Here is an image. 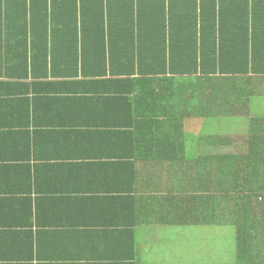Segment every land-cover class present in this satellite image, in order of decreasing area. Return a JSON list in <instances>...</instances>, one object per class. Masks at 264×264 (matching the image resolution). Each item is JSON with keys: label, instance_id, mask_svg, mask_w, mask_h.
I'll return each instance as SVG.
<instances>
[{"label": "crops", "instance_id": "obj_1", "mask_svg": "<svg viewBox=\"0 0 264 264\" xmlns=\"http://www.w3.org/2000/svg\"><path fill=\"white\" fill-rule=\"evenodd\" d=\"M224 3L231 6L225 13H231L240 26L226 32H236L233 37L238 40L245 39L243 32H250L249 45L264 50V0ZM166 9L167 5L164 18L153 24H135L142 32H131L127 12L115 16L110 26L106 24V32H72L79 52L86 43L84 67L91 68V74L106 65V76L62 77L49 84L44 78L32 83L28 76L0 74V264H189L186 260L192 254L185 260L188 253L183 254L176 244L162 246L159 230L173 227L147 223L145 210L130 198L145 196L157 183L171 178L141 166L175 163L171 157L144 156L143 151L155 147L139 140V134L165 127L162 112L167 108L173 120L179 119L174 124H182L187 146L195 144L191 137L198 134L227 131L241 142L245 124L264 113V95L252 96L245 103H218L217 116L209 121L194 114L203 107L195 110L194 99L187 97H170L166 102L162 94L132 93V104L128 103L123 97L126 93L114 90L121 86L105 81L123 80L131 70L142 78L143 68L163 65V55L160 61L146 55L144 60L131 62L132 52L150 51L153 46L160 56L169 51V45L177 51L192 48L188 43L192 26H183L181 14L171 15ZM151 26L155 32L144 31ZM196 32L199 36V27ZM251 32L260 33L252 38ZM143 41L148 42V49ZM17 63L0 56V68ZM166 64L187 67L170 58ZM56 65L66 68L63 62ZM164 150H173L170 155L176 156L175 149ZM196 151L200 152L198 147ZM194 227H180L181 239L189 242ZM199 229L209 235L211 227L196 226L195 235Z\"/></svg>", "mask_w": 264, "mask_h": 264}, {"label": "trees", "instance_id": "obj_2", "mask_svg": "<svg viewBox=\"0 0 264 264\" xmlns=\"http://www.w3.org/2000/svg\"><path fill=\"white\" fill-rule=\"evenodd\" d=\"M224 2L0 0V32H4L0 36V56L2 60L18 62L16 67L0 68V74L28 76L32 83L44 78L49 84L57 82L51 79L62 77L106 76V65L101 70L95 68L91 74L92 69L84 67L88 57L83 49L86 43H82L79 52L75 37L70 36L72 32H106V24H113L112 20L121 12L129 15L131 32H142L135 24H153L163 19L167 5L166 10L171 15L181 14L183 26H192L194 32L188 41L191 50L177 51L169 45V51L159 56L153 46L149 51L148 42L143 41L148 50L132 52L131 62L144 60L146 55L159 57L160 61L163 55L162 67L143 68L142 78L131 70L130 76L123 80L116 82L109 78L105 82L121 86L114 90L126 93L123 97L128 100L132 93L142 97L162 94L167 97L166 102L170 97L194 99L195 110L197 106L203 107L194 114L209 121L208 118L217 116L218 103L226 106L245 103L252 96L264 95V50L249 45L250 32H243L245 39L239 38L240 41L233 37L236 32H226L240 26L236 25L231 13H225L230 12L231 6ZM144 31L155 32L152 26ZM64 32V38L59 41ZM258 33L251 32V37L257 38ZM167 58L171 62L176 59L185 62L187 67H168ZM58 61L66 68L57 67ZM149 74L152 76L148 77ZM128 103L132 104V100ZM165 107L159 106V109ZM162 115L165 127L158 131H143L138 139L155 147L143 151L147 158L171 157L175 163H149L141 168L153 169L171 178L157 183L145 196H130L132 203H139L145 210L147 223L179 228L201 226L207 230L215 226L231 227L229 261L232 264H264V113L256 114L245 124V137L241 142L227 131L224 135L193 136L195 144L190 146L185 144L188 138L183 134L182 124H174L179 119L173 120L175 116L169 114L167 108ZM197 147L200 152L196 151ZM164 149H175L176 156L170 155L174 154L173 150Z\"/></svg>", "mask_w": 264, "mask_h": 264}, {"label": "rangeland", "instance_id": "obj_3", "mask_svg": "<svg viewBox=\"0 0 264 264\" xmlns=\"http://www.w3.org/2000/svg\"><path fill=\"white\" fill-rule=\"evenodd\" d=\"M172 227V230H170L171 228L167 230H159L161 234L160 240L163 242L162 246H164V243L167 242L176 244V247L179 249V251L183 252V254H185V252L188 253L185 260L190 258L192 254L193 257L189 260H186L189 264H205L208 262V260L211 261L210 264H232V262L229 261L231 256L230 244L232 240L231 227H212L209 236L214 237V239H210L205 233L203 235L200 229L198 230V234L195 235V226L189 242L181 239V234L178 233L179 227ZM187 229L190 232V229ZM182 233L185 235L184 229H182ZM153 241L155 243V239H153ZM155 247L156 246L153 245L154 249Z\"/></svg>", "mask_w": 264, "mask_h": 264}]
</instances>
